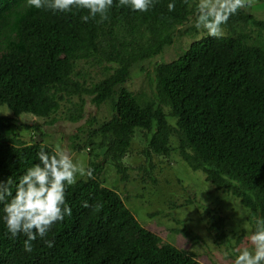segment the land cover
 Listing matches in <instances>:
<instances>
[{
    "label": "trees",
    "instance_id": "trees-1",
    "mask_svg": "<svg viewBox=\"0 0 264 264\" xmlns=\"http://www.w3.org/2000/svg\"><path fill=\"white\" fill-rule=\"evenodd\" d=\"M153 3L141 13L114 0L108 19L85 23L81 16L87 10L53 12L29 7L26 0H0V105L13 113L0 114V181L12 179L13 195L19 178L39 163L41 147L55 151L44 142L41 124L21 122L20 115L53 124L61 102L68 101L64 118L76 123L84 116L86 97L96 107L107 105L111 114L98 125L95 117L86 120L72 135L73 148H97L102 158L91 159L87 167L94 178H78L68 187L72 216L32 241L31 253L24 251L27 237L6 234L0 204V264H203L193 252L144 228L119 193L99 179L105 160L128 179L124 157L137 132L144 138L140 154L146 171L154 155L174 152L217 192L237 198L247 210L251 234L256 220L264 218V18L242 9L223 26L222 38L202 30L176 58L156 61L177 37L200 30L195 27L198 0ZM169 3H175L174 11ZM148 60H155L144 78L150 93L130 90L132 69ZM81 63L98 67L99 78L90 83ZM33 129L40 133L31 142L21 139V130ZM82 132L86 139L79 143ZM207 213L208 232L234 263L239 253L225 219ZM244 229H234L240 234L236 244ZM44 240L54 241V247Z\"/></svg>",
    "mask_w": 264,
    "mask_h": 264
},
{
    "label": "rangeland",
    "instance_id": "rangeland-1",
    "mask_svg": "<svg viewBox=\"0 0 264 264\" xmlns=\"http://www.w3.org/2000/svg\"><path fill=\"white\" fill-rule=\"evenodd\" d=\"M256 18H264V0H253V6L246 9ZM202 30L194 36H182L176 38L156 61H170L181 54L186 46L193 40L201 37ZM184 48V49H183ZM152 61H144L132 69L131 79L127 87L134 91L150 93L145 75L150 69ZM90 75V83L96 81L100 74L98 67H87L81 63ZM73 100H75L73 98ZM70 102H61L60 109L54 115L56 121L47 124L30 114L19 116V121L33 123L38 121L46 132L44 142L56 149H67L74 161H80L86 168L91 159L99 161L102 155L99 149L89 150L87 147L77 150L72 147V135L86 120L95 117V124L110 118L108 106L96 107L86 97L84 116L76 123L64 118L65 106ZM0 114L12 116V111L5 105H0ZM174 123L173 119H170ZM15 130V129H14ZM14 131L10 130L9 134ZM40 130H21L20 137L25 142H31ZM87 132L79 133L77 142L83 143ZM144 144L141 132H137L132 144L124 157L127 166L128 179L122 180L113 165L106 160L103 162V170L99 179L106 187L119 193L126 206L134 214L138 222L146 229L159 235L162 242L170 243L177 248L193 252L196 258L203 264H234L230 253L224 245L214 242L213 234L209 233L207 226L208 211H215L225 219L224 227L227 230L229 241L235 250L246 244L249 232L246 220L247 210L240 204L237 198L226 196L217 192L211 184L204 179L199 171H192L190 167L176 153L168 156L154 155L152 168L146 171L143 167L144 157L140 154ZM97 154V155H96ZM96 155V156H95ZM178 220V222L176 221ZM245 228L242 241L236 244L235 239L240 235L235 230ZM186 228L190 235L183 230ZM235 229V230H234ZM195 237H198V240Z\"/></svg>",
    "mask_w": 264,
    "mask_h": 264
},
{
    "label": "clouds",
    "instance_id": "clouds-1",
    "mask_svg": "<svg viewBox=\"0 0 264 264\" xmlns=\"http://www.w3.org/2000/svg\"><path fill=\"white\" fill-rule=\"evenodd\" d=\"M187 2V0H185ZM27 6L48 9L53 12L71 13L73 9L87 10L81 16L82 22L108 19L114 0H26ZM120 7L132 11L148 12L154 7L153 0H119ZM253 6V0H198L195 27L208 36L222 38L223 26L242 9ZM175 3H169V11L175 10ZM39 163L29 167L15 185L13 195L11 178L6 183L0 181V204L3 205V221L9 238L23 234L24 251H33L32 241L44 238L54 225L72 216V208L67 202V189L77 183L78 178L93 177V169L86 168L80 161H74L67 149H56L49 154L41 147ZM11 197L9 200L8 198ZM84 207H89L87 201ZM100 208L102 205L96 204ZM48 248L54 241L44 240ZM239 253L234 264H264V218L255 222V231L246 237V244L236 249Z\"/></svg>",
    "mask_w": 264,
    "mask_h": 264
}]
</instances>
